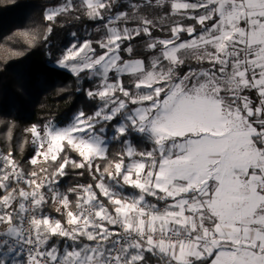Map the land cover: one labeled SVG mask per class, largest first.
Returning <instances> with one entry per match:
<instances>
[{
    "label": "snow or ice",
    "instance_id": "6c2138e0",
    "mask_svg": "<svg viewBox=\"0 0 264 264\" xmlns=\"http://www.w3.org/2000/svg\"><path fill=\"white\" fill-rule=\"evenodd\" d=\"M70 17L93 30L53 51ZM43 20L0 51L44 48L89 107L25 127L23 164L0 153V264H264V0H56Z\"/></svg>",
    "mask_w": 264,
    "mask_h": 264
},
{
    "label": "trees",
    "instance_id": "16d2710c",
    "mask_svg": "<svg viewBox=\"0 0 264 264\" xmlns=\"http://www.w3.org/2000/svg\"><path fill=\"white\" fill-rule=\"evenodd\" d=\"M55 2L56 0H0V38L27 28L43 32L46 26L43 20L44 9ZM62 24L63 26L58 24L54 27L50 37L53 51L63 47L70 38L69 32L77 31L83 35L85 28L88 31L93 30L91 22L82 24L75 21L74 17L65 18ZM9 45L17 50L21 47L11 45V42ZM7 55L0 51V153L6 152L9 147H15L14 155L23 164L32 152L30 144L24 145L23 152L19 151V142L23 139L22 130L25 127L43 123L50 118L57 122L65 120L74 111L89 107V102L82 94L75 92L74 78L51 67L44 48L37 47L24 57L5 59ZM25 81L31 85L28 91L21 87ZM61 88L66 91L61 92ZM10 124L15 127H8ZM9 131L14 137L11 143L7 137ZM118 150L119 146L114 145L110 152ZM66 180L68 186L91 182L90 177L74 174Z\"/></svg>",
    "mask_w": 264,
    "mask_h": 264
}]
</instances>
